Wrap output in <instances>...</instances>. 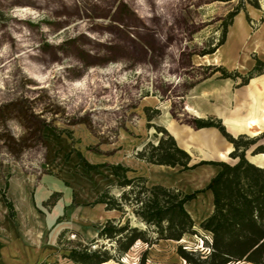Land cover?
I'll return each mask as SVG.
<instances>
[{"label": "rangeland", "instance_id": "obj_1", "mask_svg": "<svg viewBox=\"0 0 264 264\" xmlns=\"http://www.w3.org/2000/svg\"><path fill=\"white\" fill-rule=\"evenodd\" d=\"M258 1L264 7V0ZM240 3L0 0V175H25L36 182L45 174L71 179L77 168L59 161L64 149L49 143L46 130L50 128L57 134L82 129L88 150L100 154L120 150L121 155L130 151L138 158L148 140L146 118L162 112L144 108V98L150 95L170 105V115L178 124L195 129L199 117L184 109L187 96L196 92L194 87L207 79L223 80L229 73L233 89H240L252 61L264 59V52L250 45L251 37L264 26L252 32L242 18L249 32L242 38L238 16L224 35L228 14ZM249 5L245 0L243 6ZM228 31L227 44L217 50ZM218 52H223L219 63L195 64L206 63ZM210 102L216 101L210 98ZM205 118L221 120L213 115ZM143 120L145 130H141ZM160 136L163 133L155 135ZM151 137L158 144L160 139ZM235 161L231 156L229 162ZM60 196H52L39 212L53 206ZM128 216L131 225L136 222L146 229L131 210L122 224ZM196 224L200 234L183 237L184 241L160 240L152 246L136 242L122 264H139L145 251L147 264H190L178 253L179 245L209 252L201 240L205 232L200 220ZM74 235L69 234V239H79ZM107 242H95L92 247ZM60 262L67 264L64 259Z\"/></svg>", "mask_w": 264, "mask_h": 264}, {"label": "crops", "instance_id": "obj_2", "mask_svg": "<svg viewBox=\"0 0 264 264\" xmlns=\"http://www.w3.org/2000/svg\"><path fill=\"white\" fill-rule=\"evenodd\" d=\"M238 16L245 19L252 32L264 26L263 6L257 8L249 5L235 18ZM252 25H255V28H252ZM229 31L225 42L217 50L227 44ZM195 64L209 65L205 61ZM254 64L255 62L252 61L251 66ZM260 78L264 80V74L252 78L240 89H233L232 78L219 81L207 79L194 87L196 89L194 94L187 96L189 99L185 102L184 109L199 118L209 115L220 118L227 130L234 136L242 134L250 137L259 136L264 132V127L260 125L264 123V83L260 87L262 88L261 93H249L248 88L255 79ZM243 89L245 91L240 93ZM210 98L216 102L211 103ZM144 99V108H148L150 112L153 109L162 110L161 114L146 118L149 124L148 140L144 146L149 142H154L151 136L160 135L155 126H163L175 138L178 146L188 151L194 158L229 162L234 146L224 136L222 137L217 128L204 127L196 131V128L180 125L170 115V105L162 103L159 96L150 95ZM255 106L258 113L262 115L260 124L249 117L251 108ZM141 124L143 125L141 130H145L144 120ZM82 134V129H77L76 133L75 131H63L60 134L51 128L46 130L49 143L55 148L64 149L63 159L59 161L68 164L69 167L77 168V171L71 174V179L65 176L58 178L55 175L45 174L41 180L36 182L25 175L5 177L0 175V190H6L7 197L12 201L16 211V217L12 219L0 191V264H42L60 261L67 252V248L73 243L87 242L97 238L108 220L120 221L121 211L107 209L104 203L94 204L106 189H110L111 193L116 195L121 192L118 187L120 178L115 175L112 165L121 164L131 169L127 172L128 177L143 175L148 178L150 185L162 184L171 188L178 187L184 192H192L206 186L220 170L217 165L205 164L181 171L180 166L173 167L146 162L131 155L130 151L122 155L120 150L112 151L110 154L105 151L101 154L92 152L88 150V140ZM73 135H76V138L72 137ZM253 148L247 150V158L264 168V153L254 154ZM66 155H70L68 162ZM86 162L99 166L90 170ZM197 162L199 161L194 160L192 163ZM57 193L61 196L54 205L49 206V209L44 212H39ZM186 208L194 220L201 222L213 212L212 192L206 191L198 194L196 199L186 204ZM208 210L210 212L204 214ZM69 234H75L79 239L70 240Z\"/></svg>", "mask_w": 264, "mask_h": 264}, {"label": "trees", "instance_id": "obj_3", "mask_svg": "<svg viewBox=\"0 0 264 264\" xmlns=\"http://www.w3.org/2000/svg\"><path fill=\"white\" fill-rule=\"evenodd\" d=\"M245 0L228 14L225 21L227 26L233 23L235 16L246 10ZM253 6L261 8L258 0H248ZM248 19L250 20L249 16ZM264 20V18L262 19ZM225 36L219 40L217 48L225 42ZM216 50V49H215ZM261 74H264V59L257 57L254 66L246 76L243 84ZM229 78V73L224 74ZM196 117V116H195ZM196 128L215 127L232 143L231 152L234 163L223 160H200L192 162L188 151L178 146L175 138L163 126H155L163 133L158 144L147 143L139 152L138 157L146 162L169 166H180L181 171L194 169L200 165L214 164L220 170L208 184L192 192H184L162 184L148 183L143 175L128 177L131 169L121 164L112 165L116 176L120 178L118 187L121 192L112 194L106 189L99 195L95 203L106 204L107 209L121 211L120 221L108 220L100 230L99 236L90 241H78L67 248L63 259L67 264H104L114 261L122 264L123 256L138 241L149 246L160 240L180 241L183 237L199 235L196 221L186 208V204L198 197V194L211 191L213 194V212L200 222V228L205 232L201 235L208 253L200 249H188L178 246V253L190 264H264V168L247 158V150L254 147V154L264 153V132L256 137L242 134L232 135L221 120L212 118H198ZM90 170L99 165L86 162ZM9 208L12 219L16 217L15 207L7 197L6 190H0ZM140 219L138 223H145L146 229H140L138 224L132 223L128 216L122 224V219L129 211ZM134 216V217H135ZM135 217V218H136ZM143 223H142V222ZM144 225V224H143ZM211 236V239L208 238ZM108 241L100 246L92 247L95 242ZM108 245V246H107ZM145 251L139 264H147ZM42 264H63L60 261Z\"/></svg>", "mask_w": 264, "mask_h": 264}, {"label": "bare ground", "instance_id": "obj_4", "mask_svg": "<svg viewBox=\"0 0 264 264\" xmlns=\"http://www.w3.org/2000/svg\"><path fill=\"white\" fill-rule=\"evenodd\" d=\"M239 30H240V33H239V36H242L245 37V36H248L249 35V32H248V29H247V26L245 24V22L243 21L242 18L239 19ZM252 41L250 42V45L253 47V50L257 51V52H264V29L263 30H260L258 33H256L255 35H253L251 37ZM249 48V47H248ZM223 52H218L216 53L213 58H207L206 59V63L207 64H217L219 63V60L223 57L222 55ZM260 82V83H259ZM263 83H264V80H262L261 78L260 79H257V80H254L253 84H251L250 88L249 89V93H261V85L263 86ZM255 84V86H254ZM264 93V92H263ZM252 96V95H251ZM254 96V95H253ZM261 96V94H260ZM252 98V97H251ZM258 98V97H257ZM262 98V97H261ZM264 99V98H263ZM247 102V101H246ZM251 102V101H250ZM245 104V103H244ZM249 104V103H248ZM251 104V103H250ZM257 106V105H256ZM255 107H252L251 110H250V115L249 117L253 118L254 119V122L257 121L259 124H260V120L262 118V115L260 113H258V110L257 108ZM264 107V106H263ZM262 113V111H261ZM237 119V118H235ZM245 120V119H244ZM236 121V120H234ZM248 122H250L248 120ZM247 122V123H248ZM263 122V121H262ZM230 124V123H229ZM257 124V123H256ZM248 125V124H247ZM262 127H264V123H261L260 124ZM252 128V127H251ZM250 130V128H249ZM255 131V130H254ZM246 132V131H245ZM259 133V132H258ZM186 239V238H185ZM182 241H184V239H182ZM104 264H108V262L104 263Z\"/></svg>", "mask_w": 264, "mask_h": 264}, {"label": "water", "instance_id": "obj_5", "mask_svg": "<svg viewBox=\"0 0 264 264\" xmlns=\"http://www.w3.org/2000/svg\"><path fill=\"white\" fill-rule=\"evenodd\" d=\"M199 129H201V128H196V131H198ZM235 137H237V136H235ZM227 140V139H226ZM228 141V140H227ZM229 142V141H228ZM202 160H213V159H202ZM215 160V159H214Z\"/></svg>", "mask_w": 264, "mask_h": 264}, {"label": "built area", "instance_id": "obj_6", "mask_svg": "<svg viewBox=\"0 0 264 264\" xmlns=\"http://www.w3.org/2000/svg\"><path fill=\"white\" fill-rule=\"evenodd\" d=\"M75 236V235H74Z\"/></svg>", "mask_w": 264, "mask_h": 264}]
</instances>
